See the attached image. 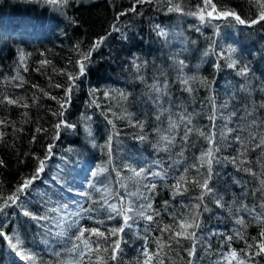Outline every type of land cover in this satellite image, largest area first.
Segmentation results:
<instances>
[{
    "label": "trees",
    "instance_id": "16d2710c",
    "mask_svg": "<svg viewBox=\"0 0 264 264\" xmlns=\"http://www.w3.org/2000/svg\"><path fill=\"white\" fill-rule=\"evenodd\" d=\"M173 2L180 3L185 13L201 5V0ZM213 2L218 10L235 12L246 23L241 25L232 17L215 18V14L201 22L191 15L169 12L161 0H69L66 5L47 0H0V196L15 192L43 159L45 171L33 185L37 192L24 198L33 214L44 215L46 205L67 204L68 209L62 212H76L81 206L94 208L81 214L78 226L68 229L65 224L64 236H57L51 224L26 218L14 207L6 210L7 216L0 215V223L5 225L0 230L13 242L18 237L23 248L37 257V264H145V253L158 256L151 264H238L241 260L244 264H264V253L259 251L264 242V147L255 146L264 137V21L250 23L258 20L261 10L255 0ZM156 25L167 35L158 36ZM98 41L100 46L92 49ZM90 49L86 72L80 75L77 61ZM231 60L236 61V68L227 67ZM135 64L141 65L139 70ZM245 67L247 75H239L238 70ZM69 75L78 79L63 116L54 115L68 99L65 90L73 83ZM184 79L187 85L182 83ZM153 84L161 87L160 93L152 89ZM120 93L128 99L123 100ZM5 98L19 103L8 104ZM210 100L217 105L215 127L208 119L212 114ZM225 102L228 107L220 108ZM233 111L236 115L230 116ZM249 111L252 116L247 115ZM186 114H191L194 129L188 142L182 140L186 122L180 120ZM169 117L179 127L171 133L175 136L172 146L161 151L164 142L160 136L169 134L165 131ZM253 118L255 125L251 124ZM137 120L144 125L142 129L136 126ZM62 121L74 127L57 129L55 125ZM226 123L245 130L222 139L220 131ZM199 131L214 133L220 151L215 154L218 162L213 163L209 180L214 194L205 196L208 211H202L201 206L202 227L196 230V254L190 257L186 251L189 241L176 245L167 239L169 233L160 229L182 222L181 216H188L190 206L201 195L202 190L193 185L208 172L205 165L197 173L198 158L212 145ZM237 134L249 148L241 158L243 165L230 162L244 151L234 139ZM250 134L256 139H250ZM140 135L146 139H138ZM49 148L51 154L46 158ZM181 150L183 156L179 155ZM100 167L108 171L93 177ZM140 168L146 169L143 184L156 185L154 191L144 192L149 201L127 197L117 183L123 179L129 191L138 187L144 191L143 185L128 180L131 169ZM156 171L166 173L164 179L152 177ZM181 175L190 183L182 186L188 189L184 195H177L172 186ZM85 176L90 177L86 180ZM53 177L58 180L53 181ZM90 185L110 189L113 195L109 203L115 199L119 206V193L125 204L134 202L138 207L151 202L153 214H160L150 223L129 213L133 217L130 227L121 216L108 219L107 206L101 207L102 193ZM43 189L55 195L51 198L45 193L46 205L37 196ZM215 198H221L224 206L217 207ZM237 219H242L243 225ZM79 226L101 231L124 227L117 258H111V249L91 256L86 250L83 255L71 251L73 243H78L74 234ZM157 238L165 245L163 251L155 242ZM110 243L101 241V246ZM10 248L0 237V264H25ZM233 251L236 260H230Z\"/></svg>",
    "mask_w": 264,
    "mask_h": 264
},
{
    "label": "snow or ice",
    "instance_id": "6c2138e0",
    "mask_svg": "<svg viewBox=\"0 0 264 264\" xmlns=\"http://www.w3.org/2000/svg\"><path fill=\"white\" fill-rule=\"evenodd\" d=\"M48 3L50 4H60V5H66L68 4L69 0H47ZM153 0H137V3H152ZM161 2H166L168 5V11L169 12H177L181 14H187L191 15L194 17H197L201 22H206V19L208 18H213V14H215V18H228L232 17L234 18L239 24L243 25L246 23L244 19H242L239 15H237L235 12L232 11H223V10H218L217 5L213 2V0H201V5L197 6L196 11H191V12H184V9L182 8L180 3H174L173 0H161ZM255 2L259 5L260 7V12H259V18L251 20V24H256L260 21H264V0H255ZM210 9V10H209ZM135 11V9H132ZM125 13H121V15H124ZM115 30L119 31L118 28ZM156 30H157V35L164 37L167 35L166 31L160 27V25H156ZM100 41L96 42L93 46L92 49L98 48L100 46ZM92 49L89 50V52L83 54V60L77 61V64L79 66V74L84 75L86 72V63L87 61L90 60L91 58V52ZM207 55V53H206ZM24 57L21 56V61H23ZM230 59V58H229ZM180 65H184V61L181 60ZM137 70L140 69L141 65L135 64L134 65ZM219 67V65H217ZM227 67L229 68H236V61L231 60L228 64ZM248 69L241 68L238 70V74L241 76L247 75ZM143 79V77H140ZM78 79L77 76L74 75H69V80L72 81L73 83L66 88V96L68 99H66L63 103L60 104V109L61 111L59 113H54V115H59L63 116L64 114V108L65 104H67L70 100L71 92L73 88L75 87V81ZM183 84L187 85L188 80L184 79L182 81ZM57 87H61V85H56ZM166 87V85H164ZM243 87V85H241ZM152 89L160 93L161 92V87L157 84L152 85ZM187 91H192L191 88L186 89ZM92 95H95V90H92ZM105 97L109 96V93H104ZM120 96L123 100L128 99V95L125 93H120ZM6 99V102L8 104H17L19 101L17 100H12V99ZM55 99V97H53ZM160 99L159 96L156 97V101L158 102ZM93 103H95V100H93ZM211 103V108H212V114L208 117L210 121L213 122V127H215V120L217 119V105L214 100H210ZM24 107H27V104L23 105ZM99 106V105H97ZM228 104L225 102L224 104L220 105V108H227ZM163 111H167V109H164ZM130 116V114H128ZM236 113L233 111L230 116H235ZM248 116H252V112H247ZM118 118H127L126 117H118ZM157 120H160V115L156 116ZM230 119V117L228 118ZM181 122H186L185 123V130L182 136V140L184 142H188L189 135L194 131L192 125V119H191V114H186V115H181L180 116ZM131 122V121H130ZM0 123H3V121H0ZM111 123V121H110ZM257 123L256 119L253 118L251 121L252 125H255ZM264 123V122H262ZM62 126L66 127H74V125L67 124L66 121H62L61 123H57L55 127L58 129ZM136 126L140 127L141 129L144 127V125L137 120L136 121ZM179 125L177 124L176 121L171 120V117H169V125L168 128L165 129V131L169 134H161L160 136V141L164 142V147L161 148V151H168L170 146H172L175 136L171 135V133L178 128ZM40 129H38L39 131ZM245 129L240 128V129H234L228 127L227 123L224 125L223 129L220 131V136L222 139L227 140L228 135L233 132H243ZM199 135L201 137H204L212 147L207 148L201 156L198 158L199 162V167L196 165H192L191 167H197V173L199 174V168L204 167L205 165L207 166V172L208 175L202 176L200 179H197L194 183L193 186L200 188L201 195L197 196L195 199L197 201L196 204L190 206V211L187 217L181 216V221L182 222H176L174 225H165L163 229H160L162 232L169 233L167 239L171 241L172 243L176 245L181 244V240H187L190 242V246L186 248V251L188 252V255L190 257L195 256L196 254V245H197V229H200L202 227L200 223V215L202 214V211H208V208L206 205H204V199L206 195H213L214 190L213 188L209 185V180L211 179V172H212V165L214 162L217 161L216 153L220 151V148L216 146V139H215V134L214 133H205L204 131H199ZM3 136V133H0V137ZM250 139L255 140L256 135L255 134H250L249 136ZM112 137H109V141H111ZM140 140H145L146 137L144 135H140L138 137ZM235 141H237L240 145L241 148L244 149L243 152H239L237 156L231 157L230 162L233 164L237 165H243L244 161L241 159L244 156V153L249 150L247 142L245 139H242L241 135L237 134L234 137ZM257 148L264 147V137L260 138V142L255 145ZM51 154V148L48 149V153L46 154V158L48 155ZM109 161L108 163H111V150H110V145H109ZM180 156H183V150L179 153ZM2 163V161H0ZM45 165V160H39V165L36 169V172L30 177L26 178L20 186L17 187L15 192H13L10 195L7 196H0V215L7 216V209L8 208H17L20 210V214L23 215L26 218H29L33 221H44L47 222L48 224H54L55 227L60 228L61 231L57 232V236H64L66 235V232L64 230V225L67 224L68 229H72L74 226H78L80 223L79 218H81V214L83 212H88L91 213L94 211V208H81L77 210L76 212H68L64 211L63 215L59 216V218L49 216L47 213H60L62 210H67L68 205L64 204L60 207H49L46 208V212L44 215H36L33 214L28 207L26 206L25 197L31 196L34 192H37L36 188L33 187L35 182L40 179L41 174L45 171L44 168ZM243 170L245 171H251V169L244 168ZM108 169L107 167H100L96 171L92 173L93 177H96L98 175H102L103 173L107 172ZM187 171V169H185ZM132 176L128 177V180L134 181L135 184L143 185L144 191H141L140 188L138 187L136 191H129L128 190V184L124 182L123 179L118 180L117 183H119L120 188L125 190V195L127 197H134L137 200L141 201H149L150 198L144 194L145 191L151 192L155 190L156 185L149 183V184H143L144 179H146V169L140 168L139 170L136 169H131ZM119 176V173H117ZM166 173H162L161 171H156L152 172L151 176L164 179ZM53 181H57V177L52 178ZM101 183H103L101 181ZM190 182L187 180L186 176L181 175L179 179L177 180L176 184H174L172 187L176 190L177 195H184L188 189L183 188L182 186L184 184H189ZM262 184H264V181H261ZM90 187H94L95 185H90ZM95 191L98 193H102L100 199L103 201V204L101 207L107 206V211L109 212L108 219H114L116 216H121L123 218L124 224L130 227L131 225L128 224L130 220H132V216L129 215V213H133L135 215H138L140 217H143L150 223L155 222L154 221V215L159 216V211H155L153 214V207L151 202H142L139 204V206H135L134 202L133 203H124V196H120L119 193L116 195L119 196L120 198V205L118 206L117 204L109 203V198L113 195L110 189L105 188H95ZM81 195L87 196V193H80ZM37 196L39 197L40 201L42 203H47L45 200V194L43 193H37ZM167 203V202H166ZM215 203L217 207H223L224 205L221 203V198H215ZM203 205V209L201 211V206ZM246 206L242 205V208H245ZM70 217H76V219H71ZM174 221H176V217H173ZM238 224L243 225V220L242 219H237L236 221ZM97 223H103V221H97ZM5 227L4 224L0 223V229H3ZM125 231L124 227H118V228H112L108 229L105 231H101L99 228H91V229H85L82 226L76 227V232L78 234L75 235V240L78 243H73L71 251L73 252H79L81 255L85 253V250L91 256L93 253L96 255H99L101 251L103 252H109V249H111V258L115 260L117 258V255L119 254L121 248H120V239H119V234L123 233ZM86 233L88 236L86 237ZM107 233V234H106ZM172 233H175L174 235ZM239 234V233H238ZM91 236H95L96 239L92 240L90 239ZM261 236H264V233H261ZM0 237H3L6 241H8L9 246L12 248L13 251L16 252V255L20 258V260L24 261L25 264H37V257L31 253L28 252L26 249L23 248L22 241L17 237L15 238V242H13V238L7 235L4 231L0 230ZM116 239H112V238ZM229 240L232 239V237H228ZM111 240V243L108 245V247H102L101 246V241L107 243L108 241ZM156 244L158 247H160L161 251H163L165 245L163 241L160 238L156 239ZM96 244L97 247L96 249H93L92 245ZM81 245L83 247H81ZM259 251L264 253V242H262L259 245ZM147 259L145 264H151L152 260L154 258L158 259V256L155 254H148L145 253ZM237 259V253L235 251L230 253V260H236ZM188 264H191V261L188 262ZM238 264H244V261H238Z\"/></svg>",
    "mask_w": 264,
    "mask_h": 264
},
{
    "label": "rangeland",
    "instance_id": "374dc122",
    "mask_svg": "<svg viewBox=\"0 0 264 264\" xmlns=\"http://www.w3.org/2000/svg\"><path fill=\"white\" fill-rule=\"evenodd\" d=\"M87 171H89L90 174L92 173V169H91V168H89ZM48 172H49V171H48ZM82 176H83V175H82ZM89 177H90V176H88V177L85 176L86 180H87ZM40 193H43V194L46 193V195L50 196L51 198H55V195L51 194V192H48V190L44 191V189H43V190H41ZM113 203L118 205V203L116 202L115 199H113ZM45 205H46V204H45ZM46 206H47V208H49L48 205H46ZM54 206H56V205H52L51 207H54ZM61 212H62V211H61ZM62 213H63V212H62ZM51 214H52L53 217L59 218V216H58L57 213H50V215H51ZM50 226L53 228L54 232H59V231H60V228L55 227L54 224H53V225L51 224ZM10 250H11V248H10ZM10 252H11V251H10Z\"/></svg>",
    "mask_w": 264,
    "mask_h": 264
}]
</instances>
